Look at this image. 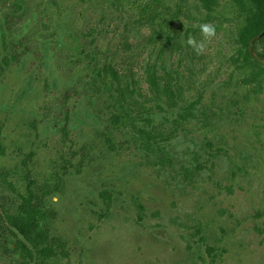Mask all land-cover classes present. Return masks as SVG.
<instances>
[{"label": "rangeland", "instance_id": "374dc122", "mask_svg": "<svg viewBox=\"0 0 264 264\" xmlns=\"http://www.w3.org/2000/svg\"><path fill=\"white\" fill-rule=\"evenodd\" d=\"M156 10L151 18L129 0H0V60L9 61L0 77V165L33 152L30 167L44 176L70 148L73 164L87 154L59 201L50 198L53 228L69 249L59 264H264V87L250 92L231 61L237 8L218 0L207 13L198 0H161ZM205 22L216 36L197 55L186 40L202 39L193 25ZM90 31L86 53L133 79L131 107L152 106L156 93L165 108L168 94L175 102L152 118L169 136L166 166L129 130L115 129L92 96L90 60L73 44ZM192 102L190 116L178 119ZM66 107L64 140L52 120ZM102 191L111 195L108 212ZM0 193L10 191L0 184ZM0 264H12L1 248Z\"/></svg>", "mask_w": 264, "mask_h": 264}, {"label": "trees", "instance_id": "16d2710c", "mask_svg": "<svg viewBox=\"0 0 264 264\" xmlns=\"http://www.w3.org/2000/svg\"><path fill=\"white\" fill-rule=\"evenodd\" d=\"M130 3L139 2L144 13L155 18V11L161 0H129ZM200 6L211 13L218 0H198ZM237 8V16L243 15L241 24L235 30V46L237 49L231 56V61L241 74L239 82L248 87L249 91L259 94L264 87V35L257 40L255 36L264 29V0H231ZM164 20H166L164 18ZM166 21L165 27H169ZM156 35L157 33L154 32ZM154 35V37H155ZM92 36V32L75 36L74 51L90 60L89 89L92 96H97L108 109V120L115 129L129 130L140 140V148L147 155H154L155 164L166 166L170 161V154L163 150L162 144L169 136H164L152 124L153 115L157 112L168 113L175 107L172 97L167 95L171 104L163 107V99L156 93L151 99L153 105L143 109H134L133 79L121 74L106 60L100 64L95 56L84 50L85 38ZM94 43V38L89 44ZM261 51H256V46ZM7 58L0 60V77L5 67L9 65ZM146 78L150 89H157L158 78L152 68L147 67ZM173 96V94H171ZM67 98H65L66 100ZM196 102L181 105L176 117L185 121L190 116V110ZM53 121V127L58 129L64 140L68 139L70 111L64 108L61 117ZM83 150V148H81ZM69 156H60V162L52 166L48 175L40 176L30 167L33 152L24 154L11 167L0 165V184L10 194L0 193V248L6 257L12 259V264H59L69 257L67 242L53 228L56 212L51 206L50 198L57 195L64 186L65 178L70 169L80 172L84 167L87 154L82 153L78 164H73L75 156L70 148ZM4 156V149L0 147V159ZM87 160V159H86ZM104 211L108 212L111 205V195L107 191L100 192ZM140 214L143 207L137 204ZM208 250H213L207 247ZM210 251L208 253H210ZM195 264V263H192Z\"/></svg>", "mask_w": 264, "mask_h": 264}, {"label": "clouds", "instance_id": "9594fccd", "mask_svg": "<svg viewBox=\"0 0 264 264\" xmlns=\"http://www.w3.org/2000/svg\"><path fill=\"white\" fill-rule=\"evenodd\" d=\"M193 27H198L202 36V39L197 40L194 36H189L186 40V44L192 48V50L197 54H203L207 46L208 41L216 36V25L210 22L200 23L193 25ZM53 203L59 201L58 195H53L51 197Z\"/></svg>", "mask_w": 264, "mask_h": 264}, {"label": "water", "instance_id": "95a60500", "mask_svg": "<svg viewBox=\"0 0 264 264\" xmlns=\"http://www.w3.org/2000/svg\"><path fill=\"white\" fill-rule=\"evenodd\" d=\"M264 35V29H263V31L260 33V34H258L257 36H255L254 38H253V40H257V39H259L260 37H262Z\"/></svg>", "mask_w": 264, "mask_h": 264}, {"label": "flooded vegetation", "instance_id": "af4514ba", "mask_svg": "<svg viewBox=\"0 0 264 264\" xmlns=\"http://www.w3.org/2000/svg\"><path fill=\"white\" fill-rule=\"evenodd\" d=\"M238 13H236V18H239V20H242L243 15L237 16Z\"/></svg>", "mask_w": 264, "mask_h": 264}]
</instances>
